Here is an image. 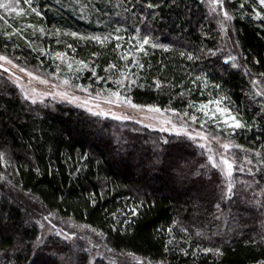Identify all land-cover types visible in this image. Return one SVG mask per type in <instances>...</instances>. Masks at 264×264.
I'll use <instances>...</instances> for the list:
<instances>
[{
  "label": "trees",
  "instance_id": "16d2710c",
  "mask_svg": "<svg viewBox=\"0 0 264 264\" xmlns=\"http://www.w3.org/2000/svg\"><path fill=\"white\" fill-rule=\"evenodd\" d=\"M29 1L42 31L15 24L13 32L0 18V52L44 74L65 67L57 56L65 53L83 63L68 72L72 84L121 88L134 104L171 110L208 134L160 131L64 100L31 103L0 72V264H264L257 0H224L228 30L202 0ZM136 36L150 43L140 61L128 58L125 77L119 39ZM212 97L242 126L201 129L189 120L190 103ZM26 197L109 258L90 262L87 243L57 234L40 242Z\"/></svg>",
  "mask_w": 264,
  "mask_h": 264
},
{
  "label": "rangeland",
  "instance_id": "374dc122",
  "mask_svg": "<svg viewBox=\"0 0 264 264\" xmlns=\"http://www.w3.org/2000/svg\"><path fill=\"white\" fill-rule=\"evenodd\" d=\"M58 1V0H56ZM54 1V2H56ZM66 1V0H62ZM211 10L221 16V23L224 25V29L228 30L224 0H202ZM257 3L264 8V4L257 0ZM0 4L4 5L0 7V18L9 24L14 29L13 32H17L18 28L15 24L28 30L42 31L41 27L35 26L32 13L40 16V13L31 6L29 0H0ZM12 23V24H11ZM31 33V32H29ZM148 37L144 36L140 41L136 36L133 38H120L122 41L121 47L123 51L122 61L126 64L120 68V72L125 73L126 77L131 70V65H128V58H131L135 63L140 61L146 53V46L149 43L144 44L143 40ZM94 39L98 40L97 37ZM136 40V41H135ZM66 52V47L64 48ZM64 62L65 67L60 66L55 73L44 74L35 69L28 68L25 65L15 61L7 54L0 52V72L5 73L8 78L14 82L18 87L21 94L25 96L31 103H51L52 101H68L75 105L85 108L86 110L99 114L100 116H112L119 119H130L137 121L150 128L158 129L160 131H174L178 129H185L192 135L199 136L201 139L207 132L203 130L193 129L192 125H186L184 121L175 116V113L171 110L160 109L155 106H141L134 104L127 96L120 92V89L99 88L98 90H90L87 87L74 85L70 82L68 72L74 70L78 65L83 63L80 61H72L65 53H59L57 55ZM20 69H24L21 71ZM31 73V75H29ZM67 81V83H65ZM123 85V81L121 82ZM191 114L190 118L192 122L200 124L201 129H208L209 126L216 128L223 127H235V123L238 119L232 113L220 99L216 98H203L200 101L190 103ZM203 106V107H202ZM195 117V119H193ZM195 122V123H196ZM205 133V134H204ZM223 142L222 140H219ZM148 171L152 172V165H145ZM29 205H33V199L25 198ZM35 206V205H34ZM33 207V206H32ZM34 216L40 225L41 234L40 242L44 241L50 234H57L70 241H81L87 243L90 262L99 256H103L106 259L109 257L107 254L99 250L96 244H91L90 240L83 235L82 230L74 229L72 223H68L64 220L56 218L53 214L45 211L43 208H34ZM122 263L126 264H147L140 258L125 257L119 259Z\"/></svg>",
  "mask_w": 264,
  "mask_h": 264
},
{
  "label": "snow or ice",
  "instance_id": "6c2138e0",
  "mask_svg": "<svg viewBox=\"0 0 264 264\" xmlns=\"http://www.w3.org/2000/svg\"><path fill=\"white\" fill-rule=\"evenodd\" d=\"M260 3H261V4H264V0H260ZM3 6H4V5L0 4V7H3ZM73 35H75V34H73ZM143 43H144V44L149 43L148 39L145 38V39L143 40ZM190 58H191V57H190ZM0 59H4V58H3V57H0ZM20 70H21V71H24V69H20ZM29 75H31V73H29ZM65 83H67V81H65ZM202 107H203V106H202ZM193 119H195V117H193ZM234 126L238 128V127H241L242 125L237 121V122L235 123ZM222 147H223L224 149H228L229 145H228V144H223ZM2 155H3V154H0V157H2ZM209 159L211 160L212 157H209ZM222 163L225 164V165H227V167H228L229 169L232 168V164L229 163L227 159H223V158H222ZM213 166H214V167H217V166H219V165H213ZM227 174H228V175H231V172H228ZM229 187H231V185H230Z\"/></svg>",
  "mask_w": 264,
  "mask_h": 264
}]
</instances>
